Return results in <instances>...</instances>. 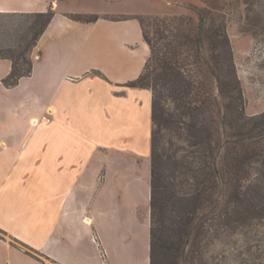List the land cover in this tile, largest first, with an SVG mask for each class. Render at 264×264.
<instances>
[{
    "label": "crops",
    "instance_id": "obj_1",
    "mask_svg": "<svg viewBox=\"0 0 264 264\" xmlns=\"http://www.w3.org/2000/svg\"><path fill=\"white\" fill-rule=\"evenodd\" d=\"M172 7L0 0V14L55 11L30 76L7 88L0 58V264H152L153 93L128 84L151 57L136 17Z\"/></svg>",
    "mask_w": 264,
    "mask_h": 264
},
{
    "label": "rangeland",
    "instance_id": "obj_2",
    "mask_svg": "<svg viewBox=\"0 0 264 264\" xmlns=\"http://www.w3.org/2000/svg\"><path fill=\"white\" fill-rule=\"evenodd\" d=\"M165 2L173 5V14L153 16H190L197 20V12L188 7L191 4L206 10L209 27L225 26L243 90L245 114L253 117L264 113V0ZM33 20L30 15L0 14V49H16L29 36L28 26ZM145 29L156 41L152 21H146ZM28 57L34 60L38 54L33 51ZM162 91L166 95L162 105L176 113L171 92ZM158 122L153 131L163 187L154 223L155 264H264V133L235 137V149L222 150L226 163L231 165L235 157H240L241 167L225 173L220 204L198 212L194 221H189V201L182 197L180 188L171 186L177 156L190 150L189 132L168 116L159 117Z\"/></svg>",
    "mask_w": 264,
    "mask_h": 264
},
{
    "label": "trees",
    "instance_id": "obj_3",
    "mask_svg": "<svg viewBox=\"0 0 264 264\" xmlns=\"http://www.w3.org/2000/svg\"><path fill=\"white\" fill-rule=\"evenodd\" d=\"M197 12V20L190 16H138L144 39L151 49L142 75L128 86L149 89L153 93V123L159 117L174 118L189 132V148L175 160V177L171 186L180 188L182 197L191 205L189 221L197 213L220 204L226 187L225 173L231 168L239 170L242 161L234 158L231 165L225 162L222 150L235 149V137L257 131L264 133V113L247 117L245 102L234 52L225 26H208L206 10L188 6ZM34 18L28 26V37L16 49H0V58L12 61L11 73L4 79L7 88L16 87L20 80L30 76L34 61L31 55L40 38L55 16L47 12L22 14ZM80 22H96L97 14H71ZM155 25L157 40L145 29L146 21ZM171 92L176 113L162 105L165 93ZM247 124V126H246ZM244 129L241 131L242 128ZM155 132L152 139V264H155V215L159 206L161 174L157 164ZM190 234V233H189Z\"/></svg>",
    "mask_w": 264,
    "mask_h": 264
}]
</instances>
